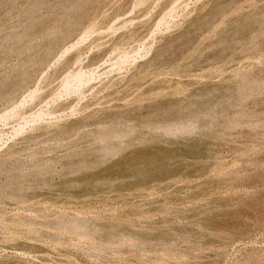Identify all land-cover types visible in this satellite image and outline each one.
<instances>
[{
  "label": "rangeland",
  "instance_id": "obj_1",
  "mask_svg": "<svg viewBox=\"0 0 264 264\" xmlns=\"http://www.w3.org/2000/svg\"><path fill=\"white\" fill-rule=\"evenodd\" d=\"M0 264H264V0H0Z\"/></svg>",
  "mask_w": 264,
  "mask_h": 264
}]
</instances>
